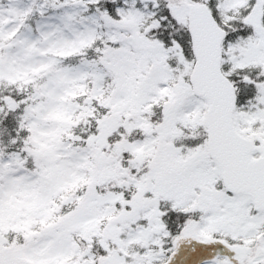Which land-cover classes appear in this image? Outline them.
<instances>
[{"label":"snow or ice","instance_id":"1","mask_svg":"<svg viewBox=\"0 0 264 264\" xmlns=\"http://www.w3.org/2000/svg\"><path fill=\"white\" fill-rule=\"evenodd\" d=\"M0 264H264V0H0Z\"/></svg>","mask_w":264,"mask_h":264}]
</instances>
